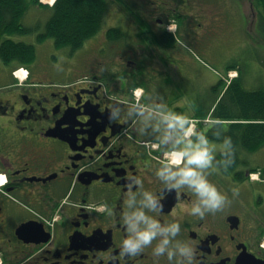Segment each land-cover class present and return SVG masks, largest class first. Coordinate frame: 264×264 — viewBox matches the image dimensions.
Masks as SVG:
<instances>
[{"label":"flooded vegetation","instance_id":"1","mask_svg":"<svg viewBox=\"0 0 264 264\" xmlns=\"http://www.w3.org/2000/svg\"><path fill=\"white\" fill-rule=\"evenodd\" d=\"M179 8L177 0L150 7L132 31L104 33L103 60L86 72L30 66L20 82L13 67H0V264H170L166 256L154 258L151 246L121 254L127 194L135 191L139 200L145 189L163 204L152 215L181 223L177 238L194 243L197 264H264V179L253 182L249 160L207 170L228 201L203 218L190 214V189L169 190L155 175L170 144L147 143L164 135L155 116L145 119L151 104L183 114L192 107L204 132L213 128H202L204 116L218 104L197 91L198 66L177 43L179 26L170 30ZM148 34L161 65L147 63ZM111 51L127 58L116 63ZM175 53L185 63H175ZM135 84L143 86L140 108L133 105ZM152 120L160 132L150 130Z\"/></svg>","mask_w":264,"mask_h":264},{"label":"rangeland","instance_id":"2","mask_svg":"<svg viewBox=\"0 0 264 264\" xmlns=\"http://www.w3.org/2000/svg\"><path fill=\"white\" fill-rule=\"evenodd\" d=\"M39 1L44 4L41 0ZM171 1L125 0L123 2V0H107L109 6L103 28L95 36L88 39L79 49H73L70 46L57 47L52 37L39 42V33L43 31L51 11L44 7L37 8L32 5L23 21L26 25L35 28L34 31L27 34L13 35L12 37L17 40L33 42L37 45V58L30 65L32 67L39 66L51 69L58 75H66L76 70L77 72H86L96 68V65L93 67L96 61L103 60L102 56L104 55L100 51L102 45L100 42L104 38L103 34L108 32V28L121 26L126 31H132L134 26L137 27L138 25L134 20H137L140 15L146 14V9ZM177 1L180 3V8L178 11L173 12L169 24L174 26L178 23L180 30L177 43L183 49L185 55L191 57L192 61L198 66V70L193 75H197L199 78V89L197 91H199L200 95H205L209 99L211 97L218 98L220 91L224 88V84H227L235 77H231L230 74L237 68L226 69L227 65L233 62L241 64V69L238 68L239 71H236L239 72V76L242 75L244 85L247 88H264V39L257 29L253 34L257 16V10L252 4L253 0ZM185 9L187 12H184ZM248 22H250V27ZM145 31L150 32L149 29H145ZM146 39L151 58H153L147 63L157 66L160 64L159 58L161 54L157 53L156 48L153 46L155 45V40L152 35L148 34ZM110 54L109 57L114 58L116 63L119 64L127 58L126 55L120 56V54H114L113 51ZM175 54L176 57L172 59L175 63H185L182 59L183 55ZM169 59L171 60V57ZM13 65L14 63L6 64L0 57V67L10 68ZM17 67L15 64L13 69ZM13 75L20 82L24 81V74L22 75L19 71ZM220 78L224 80V83H221ZM189 86L191 87V84ZM139 90H141L140 94ZM133 92L135 95L133 105L140 108L141 104L139 101L143 94V86L137 90L133 89ZM189 93L187 97L190 102L194 98L195 93L192 91ZM151 105H153L150 107L151 111H153L156 105ZM192 112L193 108L191 107L187 115L193 119L197 127L199 121ZM212 120V117L206 115L205 125L202 128L211 126ZM148 125L150 130L160 132L159 130L162 129V126L157 121L152 120ZM152 141L153 143H147L157 147L159 140L152 139ZM212 142L216 144L217 150H220V143ZM241 157L249 160L248 166H254L257 169L254 170V173H258V169L264 167V145L257 150L242 151ZM256 176L258 177L257 174ZM258 181L257 178L253 180L254 183Z\"/></svg>","mask_w":264,"mask_h":264},{"label":"clouds","instance_id":"3","mask_svg":"<svg viewBox=\"0 0 264 264\" xmlns=\"http://www.w3.org/2000/svg\"><path fill=\"white\" fill-rule=\"evenodd\" d=\"M141 115H144L143 109ZM153 116L164 128V135L159 143L170 144L169 151L165 153L166 159L162 160L155 170L156 177L169 190L179 191L187 187L195 194L190 207V214L193 216L203 218L210 212L222 209L228 201V196L209 179L207 170L218 165L227 168L234 163L233 138L224 135L225 130L221 128L213 133L216 137H223L220 142L222 159L217 160L216 144L206 132L197 130L189 115L175 112L168 105L161 103L148 112L145 119H151ZM221 123L219 120H212L211 126L215 127ZM132 182L141 186L143 184L139 177L133 178ZM237 191L233 189L234 194ZM137 194L131 190L127 194V207L122 216L127 235L121 242V254L136 256L151 246L154 258L166 256L170 264H197V248L194 243L177 238L181 232V223L178 220L162 221L151 214L163 208L157 194L145 189L139 200Z\"/></svg>","mask_w":264,"mask_h":264},{"label":"trees","instance_id":"4","mask_svg":"<svg viewBox=\"0 0 264 264\" xmlns=\"http://www.w3.org/2000/svg\"><path fill=\"white\" fill-rule=\"evenodd\" d=\"M252 2L258 14L257 30L264 39V0ZM32 5L43 7L44 4L39 0H0V57L6 64L29 67L37 58L35 43L12 37L34 31L35 28L23 21ZM108 6L107 0H56L52 6H48L51 13L43 31L39 33V42L52 37L57 47L81 48L103 28ZM120 30L118 27L108 28L111 34H118ZM230 68L241 69V64L230 63L226 69ZM221 83H224L223 79ZM138 86L135 84L133 87ZM213 117L231 121L216 125L206 134L211 140L222 141V136L213 134L221 128L225 130L224 135L233 138L234 163L228 167L235 168L241 161L242 149L252 151L264 145V88L249 89L244 85L242 75L234 78L224 88Z\"/></svg>","mask_w":264,"mask_h":264},{"label":"crops","instance_id":"5","mask_svg":"<svg viewBox=\"0 0 264 264\" xmlns=\"http://www.w3.org/2000/svg\"><path fill=\"white\" fill-rule=\"evenodd\" d=\"M35 7H37V8H41L40 6H35ZM44 8H46V9H49V7L48 6H43Z\"/></svg>","mask_w":264,"mask_h":264}]
</instances>
